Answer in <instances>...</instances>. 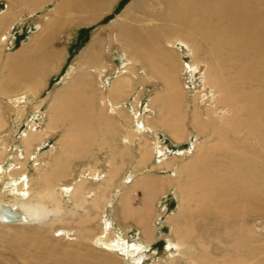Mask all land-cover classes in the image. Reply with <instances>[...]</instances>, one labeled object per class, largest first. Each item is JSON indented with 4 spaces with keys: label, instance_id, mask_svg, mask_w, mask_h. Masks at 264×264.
I'll return each mask as SVG.
<instances>
[{
    "label": "bare ground",
    "instance_id": "6f19581e",
    "mask_svg": "<svg viewBox=\"0 0 264 264\" xmlns=\"http://www.w3.org/2000/svg\"><path fill=\"white\" fill-rule=\"evenodd\" d=\"M109 2L110 0H60L54 10H57L54 15L69 14L71 17L69 22L78 19L80 21L77 22L80 24L92 22L108 9ZM155 2L156 4L146 5L140 0L134 1L128 5L129 7L124 11V14L122 13V17H119V20L122 21L111 25V29L108 27V31L111 30L108 34H112L110 35V37L112 36L111 41L120 44L119 46L124 50L125 57H129V59L125 58V63L117 71L111 83L108 86L103 85V80L100 78L106 71V65L104 61H98L103 43L95 39V42H92L85 52L83 51L84 54H81L77 61L78 65L71 67L69 73L65 76L69 82L52 95L53 107L47 116L49 117V124L44 128H37L38 121L35 120V117L31 119L28 127L20 134L21 143L23 149L26 150L25 153H28L30 157L33 153H29L28 150L33 148L36 141L40 140L37 145L43 143L51 132V124L53 125L57 120L72 123V126L64 134L67 144L69 141L74 140L75 142L81 137L88 140L86 124L93 116L94 119L99 118L105 126H112L111 123L118 125L120 122L118 118L111 121L109 117H111L110 115L121 116L119 114H123L125 109L120 100L124 96L126 98L125 92L130 87V81L141 76L135 70L138 68H135L136 63H138L139 68L142 65L140 73L142 72L143 76L147 78L149 76L150 79H152L151 76H155L157 81H161V85H163V89L148 100L144 109L151 111L150 113L155 111L160 127L168 132L169 137L175 143H179L185 133L184 126L178 120L179 116H184L179 115L183 91H181L178 84L180 80L177 82L175 77L174 70L178 68L173 70L172 67L178 65L177 61L180 58H174V49L169 54L166 51L169 48H181L184 43L187 46L188 54L192 58L190 63H186V67L194 71L203 64L205 69L201 90L208 89V94L197 91L193 96V109L190 110L189 113L191 114L189 115L191 127L195 131V140L193 145L190 143L192 145L191 149L188 147L189 149L181 153V155L186 153L187 157L190 156L189 161L179 167L176 164L170 165L165 150L159 145V140L154 141L153 139L154 142L150 141L149 144L151 147H148V136L146 137V134L154 133V138L158 139L155 133L157 124L155 122V128L150 126L145 119L146 117L142 120L143 117L139 114V100L137 98L132 103V108L126 109L127 112L130 111L129 114L134 118V125L128 126V131L122 141L124 148L121 151L124 153L125 149L132 151L133 148L130 146L137 145L136 150L139 151V156L136 159L134 169L150 159L156 166L164 165L168 170L165 178L151 179L153 176L150 178V175H141L145 172L139 174L133 169H127L128 171L126 170V174L124 173L122 181L115 190L111 189L110 193L108 189L111 188V184L114 178H117L118 170H120L118 169L119 164L116 163L117 166L111 160L112 157L110 160L107 159L110 167L106 171H104L105 169L99 170V168L92 167V165L85 169L82 168L71 185L53 183L54 180L50 179L57 178L58 175L50 173V161L41 164L35 160L34 170L37 171V176L34 181H42L43 191L37 193V197L34 199L28 189L31 177L23 170V162H8L6 164L0 162V180L3 182V193L13 196V200L10 201H4L0 197V229L2 227L7 229L11 225L19 224H44L51 215H54L58 220L67 215L88 214L92 207L97 210L100 209L102 212L99 215L102 227L99 233H94L87 241L98 248L99 251L105 253V258L108 261L114 260L111 257L114 254L129 264L138 262L147 264L139 255L146 249L148 244H151V240L155 235L154 225L156 224L149 223V211L152 210L149 201L152 200L153 196L160 193L164 194L165 190L163 189L166 186L171 189L170 186L174 184L176 187L175 193L180 196V201L187 206L186 211L192 214L187 217L186 221L191 223L200 214L202 216H200V221L202 222H209L208 220L212 219V224L215 226L220 223L227 224L226 240L223 238L217 240L219 242L224 241L222 247L226 251L222 252V249L219 248L213 250L201 241L200 238L209 233L206 230H203L205 233L198 231L199 233L192 237L193 227L183 225L184 230L182 232L180 231L181 228L178 227L172 229V233H176L178 239L172 241L168 238L169 241L163 254L160 257L158 256L160 259L157 261L159 262L153 264H264V245L263 251L259 254L260 259L257 261L254 259L249 260L247 232L249 233L250 230L247 231L246 224L243 225L247 222L246 217H252L254 213L263 210L264 206L263 198H260L261 194L264 197V0H155ZM5 11L6 9L0 13V29L7 19L8 12ZM53 18L54 16L50 19ZM58 22L59 20L51 25L54 26ZM153 24H156L158 28ZM51 25L48 23L49 27ZM10 27L11 25L6 27L0 35L1 47L7 45V34L11 29ZM114 28H117L115 32L113 31ZM186 30H188V33ZM194 30L199 31L202 39L208 43L205 57H196L197 51L194 48L197 41L195 42L196 38L193 36ZM45 32L47 31H40L41 34ZM176 32L177 35L184 37V40H186L185 37H189V40L184 41L182 38L174 37L164 38L168 49H163L161 44L158 43L159 39L166 34ZM36 38L39 39V36L32 38L34 39L32 40L33 44H35ZM109 42L108 39L107 45ZM181 51L179 50V52ZM162 62L165 63V67L162 66ZM184 63L182 61L181 66L180 64L179 66L185 70ZM78 67L84 71L75 74V69ZM46 69L44 68L40 75H43ZM179 69L178 72L181 71ZM90 73H95L99 79L97 84L95 83L98 88L93 92V86H90L88 90L91 92L87 93L85 92L87 85L92 84L88 80ZM19 76L11 79L12 82L22 83ZM5 79L9 80V77ZM105 79L108 81L107 78ZM37 80L40 81V78ZM141 83L143 84V82ZM2 84L5 83L2 82ZM106 89L107 93L104 94L103 91ZM208 96L211 98L207 101ZM26 97L27 95L24 92H20L7 98L11 107L13 106L15 125L19 123L20 117L24 115V107L21 104L23 105L26 102ZM95 100H99V112L91 109L93 106L90 102H95ZM79 102L84 107H91L89 110L84 111L81 104H78ZM196 103L204 104V110L201 111ZM35 106L39 109L38 105ZM190 106V102H187L188 109ZM146 115L148 116V114ZM77 122L80 125L73 124ZM1 125H3V118L0 114ZM112 127L116 128L117 126ZM200 138L203 139L202 142L199 141ZM0 149H2V146H0ZM4 149H13L16 156H21L17 145L10 147L3 145L2 150ZM0 152L2 151L0 150ZM181 155L179 154V156ZM175 157L174 155L173 164L175 161L177 163L178 160V156ZM107 158L109 157L107 156ZM53 162L55 161L53 160ZM160 170L162 171V169ZM184 174L186 178H183ZM91 181L98 184L96 188L89 189L85 187L87 184H91ZM101 186H105V188L100 190ZM123 188H125V191H122ZM139 188L143 190L144 198L141 206L136 207L132 204V196ZM107 191L110 193L109 196L106 194ZM57 193L60 195L62 202L65 199L73 208L64 209L61 201L56 197ZM97 194H99V197L96 196ZM117 195L119 197L116 200L118 205L121 206L124 219L132 218L141 226L140 231L144 236V240L139 239V233L135 232L124 236L119 229H116L113 217L110 210L109 214L107 213V208L114 206L113 202L115 203ZM98 198L101 199L102 205L99 203ZM46 200L51 202V208L47 206ZM164 202H161V204ZM193 203H196L195 206ZM199 206L202 210L197 209ZM73 209L74 211H72ZM172 215L173 213L170 216ZM182 217L183 214L181 213L176 220H180ZM82 218L84 217L82 216L80 220ZM73 233L74 230L66 228L55 229L51 232L53 236L69 240L72 239ZM188 241H195L199 246L187 244ZM20 242L15 243L13 249L18 259H21L28 251L27 244H23L25 243L23 241L22 244ZM249 252L254 257L256 250L250 249Z\"/></svg>",
    "mask_w": 264,
    "mask_h": 264
},
{
    "label": "rangeland",
    "instance_id": "374dc122",
    "mask_svg": "<svg viewBox=\"0 0 264 264\" xmlns=\"http://www.w3.org/2000/svg\"><path fill=\"white\" fill-rule=\"evenodd\" d=\"M134 1L136 0H110V2L108 3L109 7H107L108 5L106 6L108 9H106L99 18L95 19L92 22H86L80 24L79 22H77L79 19L73 22L72 21L69 22V19H71L69 14L66 15L63 13L60 15L59 14L54 15L55 12L57 11L54 10L56 9V6L60 2V0H0V13L5 9L8 12L7 19L4 25L0 29L1 30L0 35L3 33L6 27L11 25L10 27L11 29L7 34L8 36L7 45L1 47V43H0V82H1L0 84L5 86L4 87L0 85V89H1L0 114H1V118H3V125L0 126V137H1L0 146H2L3 149V145L4 146L7 145L8 147L17 145L19 146L18 150L20 151L21 154V156L18 157L16 156V154H14L15 151H13V149L11 150L0 149L2 151L0 152V162H2L3 164H6L8 162L9 163L23 162L22 164L23 170L28 173L29 177H31L28 189L31 191V196L34 197V199H36L37 193L43 191L42 181L40 180H39L40 182H38L37 180L34 181L37 176L36 173L37 171L34 170L35 160H37L41 164L48 163L50 161L49 162L51 164L50 166L51 168L49 169L50 173H55V175H58L57 178L55 177L54 179H50V180H54L53 183H56L57 185L58 184L71 185L74 179L77 178L79 172H81V169L82 168L85 169L87 167H90L91 165L92 167L95 166V168H99V170L105 169L104 171H106L110 167V163L107 159L110 160L111 157H112L111 160L114 161L115 165L119 164V166L118 165L117 166L118 169H120L121 171L118 170V176H116L117 178H114L111 184V188L108 189L109 192L111 191V189L115 190L118 184L122 181V177L124 173L126 174V172L129 169H133L139 174L145 172L144 174L141 175L143 176L150 175V178L151 176H153L151 179L165 178L168 173L167 172L168 170H166L164 165H161L160 167L156 166L155 163L150 159L146 161L143 165L136 166L135 168L136 170L134 169V165H136V159L139 156V151L136 150L137 145H135L134 147L130 146L133 148L131 149L132 151L129 150L127 151L126 149L124 150L125 153L121 151L124 148L122 142L125 137L124 135L128 131L127 129L134 125L133 124L134 118L129 114L130 111L127 112L126 109H131L132 103L137 98L139 100V114L143 117V118L141 117L142 120L146 117L145 119L150 124V126H153L155 128L157 124L155 133L158 139L154 138L155 137L154 133L146 134V137L148 136L147 137L148 147H151L149 146L151 142H154L155 140H159V145L160 147L162 146V148L165 150V155L168 157V161H170V165L176 164L179 167L181 164H184L186 163V161H189L190 156L188 155L189 157H187L186 153L183 155H181V153L186 149L189 148L191 149L195 140V131L191 127L192 125L190 122L191 120L189 115L191 114L189 113L190 110L193 109V102H192L193 96L197 91H202L208 94V89L204 88L203 90H201V86H202L201 82H203V78H204L203 71L205 69V66L202 64L200 65L199 69H196L194 71L186 67V63H190L192 58L191 55L188 54L187 46L184 43L183 46H181V48L180 47L179 48L177 47L176 49L169 48V50L166 51L169 54V52L172 53L171 50L174 49L173 52L174 58L175 57L176 59L180 58L179 59L180 61L179 60L177 61L178 65L172 67L173 70L174 68L175 69L180 68L179 71L181 70L180 72H178L177 69L174 70V72H175V77L177 78V82L180 80L178 84L180 85L179 87L181 88V91H183L182 105H180L181 110H179L180 111L179 115H184V116H179L178 120H180V122L182 123L181 125L184 126L183 130L185 131L184 133L185 138L183 137L182 141H180L179 143H175L169 137L168 132H166L162 127H160L158 116L155 111L153 113H150L151 111H146V109H144L145 104H147L148 100L152 98L153 95H155V93L163 89V85H161V81L160 82L157 81V77L155 76H151L152 79H150L149 76L148 78L143 76V73L142 72L140 73V69L142 65L140 64L141 67L139 68L138 63L134 62L137 64L135 68L137 67L139 68L135 70L137 71V73L141 74V76L135 77L130 81L131 82L130 87L127 89L128 91L125 92L126 98H124L125 96L123 95L124 97L120 100V103L124 105L123 107L125 109V110L123 109L124 110L123 114H119L121 116L110 115L111 117H109L111 121L118 118V121H120L119 122L120 126L119 124L114 125V123L113 124L111 123V125L114 127L117 126L116 128H113L112 126L109 125L105 126V124L101 122L99 118L94 119L93 116L86 124L87 125L86 131L89 136L88 140H86L85 137H81L77 141L74 142V140H72L69 141V143L67 144V140L65 139L64 134L67 131V129H69L72 126V123L69 124L68 122H62L57 120L56 123L52 122L53 125L51 124V132L48 134L49 136L45 138L46 142L44 140L43 143L37 145V143H39L40 140L36 141L35 144L33 145V148L28 150L29 153H33L30 157L28 153H25L26 150L23 149V144L21 143V136H20L21 132L28 127L30 120L34 119V117L35 120L38 121L37 128L40 127L44 128L49 124V117L47 116L49 115L48 113L51 111L53 107L52 95L69 82V80H66L65 76L69 73L71 67L73 66L76 67L78 65L77 61L80 58L81 54L83 53V51L84 52L86 51L87 47L92 42H95V39L97 41L100 40L101 43H103L100 51L101 52L100 58L98 60V61H104V64L106 65L105 66L106 71H104L103 75H101L100 77L103 80V85L108 86L111 83V81L114 79L117 71L121 69L123 63H125L124 61L125 58L129 59V57L128 58L125 57V55L123 54L124 50L121 48V46H119L120 44L116 43L115 41H111L112 36L110 37V35L112 34H108L111 32V30L110 32L108 30L109 28L111 29L112 27L111 25L115 23L118 24L120 23V21H122L119 20L120 19L119 17H122L124 11L127 9V7H129L128 5L132 4ZM140 1L144 2L146 5H153L154 3L156 4L155 0H140ZM10 12L11 14L9 15ZM82 15L84 16L85 14ZM53 16L54 18L51 20L50 18ZM8 18L10 19V21ZM57 20H59L57 24H55L54 26L51 25ZM48 23L51 25L50 27L48 26ZM155 25L156 24H153V26ZM156 27L158 28L157 25ZM45 30L47 32L42 34L40 33V31L42 32ZM115 30H117V28L113 29L114 32ZM186 32L188 33V30H186ZM177 34H178L177 32L166 34L163 37H161V39H159L158 43L161 44L163 49H168L167 42L164 41V38L167 39L174 37L181 39L182 37ZM35 36H39V39L36 38L35 44H33L32 40L34 39L32 38ZM193 36L194 38H196L195 42L197 41V45L195 46V48L193 47L194 50L197 51L196 57L197 58L205 57L208 50V43H206V41L202 39L201 35L199 34V31L197 30H194ZM108 39L110 42L107 45ZM185 39L186 40L184 39L183 40L187 41L189 40V37L187 38L185 37ZM31 43L33 44V46ZM104 47L105 49H103ZM184 49L186 50L184 51ZM179 50L180 51L183 50V51L179 52ZM182 61L185 62L184 63V67L186 68L185 70L183 68L181 69L180 67ZM162 66L165 67L164 62H162ZM44 68L45 69L47 68L46 72L43 75H40L41 71ZM82 71L84 70L78 67L77 69H75L74 73L77 74ZM146 71L147 73H149L148 70ZM18 75H20L19 77L21 78L22 83L17 84L12 82L11 79H14ZM6 77H9V80H6L5 79ZM38 78H40V81L37 80ZM105 78H107L108 81H106ZM97 79L98 78L95 73L93 74L90 73L88 80L89 83L92 84L87 85L85 92L87 93L91 92L90 90H88L90 86H93L94 89L93 92L97 90L98 85L96 86V84L97 81H99V79L98 80ZM2 82L5 84H2ZM141 82H143V84ZM23 87L24 89H22ZM20 92H24V94L27 95L26 97L27 100L23 105L21 104V106L24 107V115L20 117L21 120L19 121L18 124L15 125L13 106L11 107L7 98L13 97L15 93H20ZM103 93L106 94L107 89L104 90ZM209 98L211 97L208 96L207 101ZM43 99L44 101H42ZM187 102H190L191 105L189 109L187 108ZM90 103H92L91 106L93 107L91 106L90 107L91 109H93V111L96 110L97 112L100 111L99 100H95V102L91 101ZM78 104L81 103L79 102ZM35 105H38L39 109L36 108ZM197 105L199 106L201 111L204 110L203 109L204 104L198 103ZM90 107L89 106L84 107L81 104V108H84V111L89 110ZM146 114H148V116ZM73 124L77 126L80 125L79 122ZM13 127H15V129H13ZM158 128L159 130H157ZM109 129H111L113 132ZM200 140L201 138L199 139V141ZM202 141L203 139L200 142ZM190 143H192V145ZM110 154H112L113 156H111ZM134 154L135 156H133ZM173 154L176 157L178 156L177 157L178 164L176 163V161L173 164V157H174ZM179 154L181 156H179ZM107 156L109 158H107ZM53 160L55 162H53ZM160 169H162V171ZM153 171L156 172L153 173ZM183 178H186L185 174L183 175ZM0 182H1L0 183L1 199L4 201H8V200L10 201L11 199L13 200V196L3 193L2 190L3 182L1 180ZM90 183L91 184H87L85 187H88L90 189V188H96L98 185L92 181ZM170 187L171 189L168 186H166L163 189L165 190L164 194L160 193L157 196H153L152 200L149 201L152 210L149 211L150 218L149 217L148 218L150 220L149 222L150 224H152V222L153 225L154 223L156 224L154 225L155 235L154 238H152L151 240V244H148L146 249H144L143 252L140 253L141 255L139 256L140 257L142 256V259H144V261L147 262V264H153L155 262H159L157 260L160 259L159 257L163 254L164 249L169 241L168 238L172 241L178 239V235L176 233H172V229L173 228L176 229L175 227H178L181 228L180 231L182 232L184 230L183 225L193 227L194 232L191 235L192 237L196 236L197 233H199L200 231L202 232L203 230H206L209 233L208 234L206 233V236H202L200 238L201 241L206 243L213 250L219 248L222 249V252L226 251V249L222 247L224 241L221 240L219 242L217 240L218 238L221 239L223 238L226 240L225 235L227 234L226 233L227 224L220 223L215 226L212 224L213 222L212 219L208 220L209 222H202L200 221V216H201L200 214L198 215L199 217L194 218L191 223L186 221L187 217L191 216L192 214L191 213L189 214V212L186 211L187 206L182 201H180V196L175 193L176 192L175 185L172 184ZM102 188H105V186H101L99 189L101 190ZM108 191L106 192L107 196H109V194L111 193V192L109 193ZM122 191H125V188H123ZM143 193H144L143 190L139 188L135 193V195L132 196L133 197L132 204L135 205L136 207L141 206L142 200L144 198ZM174 193L176 196L174 195ZM99 194H97L96 196L99 197ZM56 197L61 201L62 207L64 206V209L67 210L73 208L71 207V204L68 203L65 199H63L62 202L61 197L58 193L56 194ZM118 197L119 196L117 195L115 200L116 199L118 200ZM260 198L261 199L263 198L264 201L263 194H261ZM98 199H99V203L102 205L101 199L100 198ZM117 200L115 201V203L113 202L114 206L110 207L111 209L107 208V213L109 214V210H110V214L113 217V223L115 224L116 229H119L122 232V235L124 236H128L129 234H133L135 232L139 233L140 236L139 239L144 240V236H142V233L140 231L141 226L138 223H136L132 218L124 219L121 206L118 205ZM161 202H164L165 204L164 203L161 204ZM46 204L48 207L51 208V202L46 200ZM197 209L200 210L201 207L199 206V208ZM72 211H74V209ZM263 211H264V206H263V210L254 213L252 217L251 216L246 217L247 222L243 224V225L246 224L245 226H247V231L250 230L249 233L247 232L249 260L252 259L256 261L259 260L260 259L259 254L263 251V245H264V217H263L264 212ZM101 213L102 212L100 211V209L97 210L91 207L88 214L84 213L82 215L77 213L72 216L67 215L60 219L57 218L58 220H56V217L54 215H51L49 219L46 222H44V224L33 223V224L11 225L7 229H5L6 227H2L0 229V264H96V263H100L101 261L102 262L100 264L102 263L129 264L120 257L115 256L114 254L111 255V257L114 260L111 261L106 260L105 253L99 251L98 248H96L93 244L87 241L89 238L92 237L94 233H99L101 231L102 225L100 224L99 221L100 220L99 215H101ZM172 213L173 215L170 216ZM181 213L183 214V217L180 220H176V218H178ZM79 215H81V217L83 216L84 218L80 220L81 217H79ZM195 224L197 225L196 228H195ZM63 228L74 230L73 237L71 240L67 238H61L59 236H53L51 234L52 230L63 229ZM203 233H205V231H203ZM19 241H21L20 242L21 244L22 241L25 242L23 244L25 245L27 244L26 246L28 247V248L26 247L28 250L27 253L24 254L21 259H18L15 252H13L14 245L18 244L17 242ZM187 244H193V245L196 244V246H199L195 241H188ZM250 249L256 250L254 257L250 255L249 252ZM136 264H140V263L138 262Z\"/></svg>",
    "mask_w": 264,
    "mask_h": 264
}]
</instances>
